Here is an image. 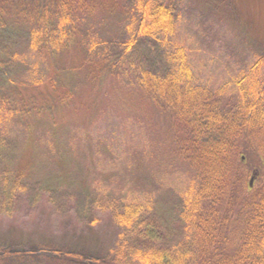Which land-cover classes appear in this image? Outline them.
<instances>
[{"label":"rangeland","instance_id":"rangeland-1","mask_svg":"<svg viewBox=\"0 0 264 264\" xmlns=\"http://www.w3.org/2000/svg\"><path fill=\"white\" fill-rule=\"evenodd\" d=\"M71 1L77 22L69 26L64 46L54 51L43 39L39 47L59 92L52 97L42 88L21 86L28 67L14 56L27 53L32 28H54L56 4L71 8L70 4L67 0H0V104L5 102L16 112L14 119L23 127L20 138L0 140V250L16 253L0 264H88L86 259L111 256L124 234L133 249L150 244L168 248L181 242L182 202L172 189L156 183L154 173L184 172L196 180L201 194L209 196L205 188L211 186L204 181L207 170L202 169L199 149L186 146L192 127L189 130L191 125L180 117L181 108L160 104L155 93L139 85L127 86L138 82L141 70L163 77L169 69L162 49L149 39L125 51L134 0ZM163 1L177 9L179 0ZM187 1L201 14L211 15L241 47L264 56V0ZM91 35L101 43L94 52L87 49ZM118 73L123 81L115 77ZM196 100V107H201L191 122L194 130L206 144L221 142L225 132L220 124L232 118L235 103L207 91L198 93ZM95 122L99 129L120 122L140 127L149 145L148 157L141 159L142 149L134 152L131 167L118 175L134 189L154 195L153 209L131 231L114 220L123 196L99 197L92 187L95 179L106 184L111 179L100 176L92 164L98 148L87 130ZM253 125L234 137L230 146L235 145V151L226 168L225 196L245 209L238 212L239 221L262 195L264 129ZM181 142L186 144L179 147ZM99 151L109 157L105 148ZM245 226L243 222L233 229V243Z\"/></svg>","mask_w":264,"mask_h":264},{"label":"trees","instance_id":"trees-1","mask_svg":"<svg viewBox=\"0 0 264 264\" xmlns=\"http://www.w3.org/2000/svg\"><path fill=\"white\" fill-rule=\"evenodd\" d=\"M67 1L71 8L68 5L61 8L57 4L54 7L57 10V13L54 11V28L50 31L45 25L32 28L27 53L14 56L28 67L21 86L42 88L52 97H56L59 92L48 75L46 60L39 53V47L43 39L49 42L54 51L60 50L66 43L69 26L77 22L75 6H72L71 0ZM132 8L133 16L126 26L128 40L125 51L129 52L139 40L149 39L162 49L169 69L163 77L141 70L140 79L136 80L138 82L127 86L139 85L150 90L149 93H155L160 104L181 108L180 117L191 125L187 126L189 130L193 128L190 138L187 137L186 146L199 149L198 158L202 169H205V173L207 170L204 181H209L211 187H208L210 190L205 188L209 194L206 196L199 191L196 180L184 172L154 173L156 183L160 187L172 189L182 202V241L168 248L150 244L145 248L133 249L125 241L124 234L119 237V243L111 256L86 259L85 262L264 264V181L259 201L249 206L241 221L238 212H244L245 209L239 206V202L233 205V200L230 196L226 197L224 191L228 178L226 168L231 153L235 151V145H230H233L237 135L248 130L249 124L264 129V56L241 47L237 39L215 24L211 15L201 14L195 4L187 0H179L175 11L163 0H134ZM100 45L95 35L87 40L89 52L96 51ZM118 75H123L118 73L115 76L122 80ZM204 91L219 98L232 99L235 103L230 111L232 118L220 124L224 127L225 137L215 144L204 143L191 123L195 111L201 107H196V95ZM156 99L154 97L153 103L157 109ZM15 113L5 102L0 104V140L22 136L23 127L15 121ZM236 118H239V122ZM139 129L123 122L99 129L95 122L87 130L98 148L93 153L95 171L100 176H111L108 184L99 178L93 181L92 187L99 197L111 193L123 196L121 211L115 214L114 220L125 231L134 229L140 217L149 213L154 206L153 194L134 189L127 179L120 180L118 177L124 168L131 167L130 159L134 152L142 149L141 159L149 155V145ZM45 143L48 144V141L45 140ZM184 144L186 142H181L179 147ZM102 148L108 152V158L99 151ZM209 199L210 203H207ZM243 222L246 230L233 243V229ZM15 254L13 251L0 250V260ZM68 257L84 260L76 254H69Z\"/></svg>","mask_w":264,"mask_h":264}]
</instances>
